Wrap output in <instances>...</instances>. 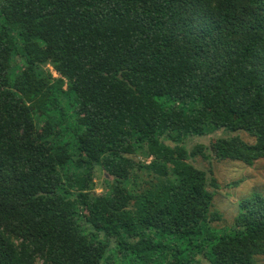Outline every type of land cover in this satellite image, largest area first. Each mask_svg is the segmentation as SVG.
<instances>
[{
    "label": "trees",
    "instance_id": "obj_1",
    "mask_svg": "<svg viewBox=\"0 0 264 264\" xmlns=\"http://www.w3.org/2000/svg\"><path fill=\"white\" fill-rule=\"evenodd\" d=\"M218 130L264 159V0H0V264H264V195L219 232L183 145Z\"/></svg>",
    "mask_w": 264,
    "mask_h": 264
},
{
    "label": "rangeland",
    "instance_id": "obj_2",
    "mask_svg": "<svg viewBox=\"0 0 264 264\" xmlns=\"http://www.w3.org/2000/svg\"><path fill=\"white\" fill-rule=\"evenodd\" d=\"M51 73L56 74L50 69ZM239 137L245 142H252L253 139L243 132L231 133L226 130H218L202 137H188L183 145L191 151L195 146L201 145L205 159L196 155L189 159V162L196 168L206 172L208 179H214L218 188L208 186L213 192L214 209L222 214L223 218L213 224L219 232L229 229L233 224V218L238 213V202L255 194L264 195V159L256 161L252 166H246L238 161L219 160L209 150L210 141L216 138ZM111 180L99 171L95 179L96 193L102 192L104 180Z\"/></svg>",
    "mask_w": 264,
    "mask_h": 264
}]
</instances>
